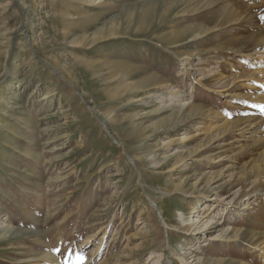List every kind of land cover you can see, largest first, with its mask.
Wrapping results in <instances>:
<instances>
[{
	"label": "rangeland",
	"instance_id": "374dc122",
	"mask_svg": "<svg viewBox=\"0 0 264 264\" xmlns=\"http://www.w3.org/2000/svg\"><path fill=\"white\" fill-rule=\"evenodd\" d=\"M258 28L264 0H0V264H264Z\"/></svg>",
	"mask_w": 264,
	"mask_h": 264
},
{
	"label": "bare ground",
	"instance_id": "6f19581e",
	"mask_svg": "<svg viewBox=\"0 0 264 264\" xmlns=\"http://www.w3.org/2000/svg\"><path fill=\"white\" fill-rule=\"evenodd\" d=\"M233 10H231V11H233ZM242 19H243V17H242ZM254 38L257 40V42L260 41V46H259L260 51H252V52H249L246 55L240 54L241 57L240 56L239 57L244 59V67H243L244 72L247 75L251 76V79H252V81L255 84V86L252 84L253 85V87L251 88L252 93L250 94L251 100H259L260 103L264 107V31H263L262 28L261 29L258 28L257 32L254 34ZM259 124L261 125L262 128H264V118L261 119ZM248 125L250 126V129L246 130V131L249 132L248 134L252 137L251 138V140H252L253 139V134H254V132H256V130L258 128L257 127L258 124L254 123V122L253 123L251 122V123H248ZM247 132H245V133H247ZM263 174L264 173L261 172V177H259L258 175H256V177L258 176L259 179H262L263 178ZM203 213L204 212H201V215ZM195 225H196V223H195ZM5 226L6 225H4L3 230H6V228H8V227H5ZM165 243H166V240L163 239L162 243H161V246L163 247L165 245ZM94 250H96V248H94ZM163 256L164 255L162 253V249H160V251H158V253L156 255L155 261H153L152 264H159L160 262H162Z\"/></svg>",
	"mask_w": 264,
	"mask_h": 264
}]
</instances>
